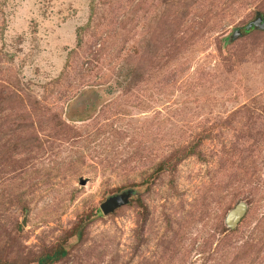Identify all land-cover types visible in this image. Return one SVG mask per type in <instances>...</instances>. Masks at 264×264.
Here are the masks:
<instances>
[{
	"label": "rangeland",
	"instance_id": "obj_1",
	"mask_svg": "<svg viewBox=\"0 0 264 264\" xmlns=\"http://www.w3.org/2000/svg\"><path fill=\"white\" fill-rule=\"evenodd\" d=\"M258 13L0 0V260L63 245L57 264H264V32L233 38Z\"/></svg>",
	"mask_w": 264,
	"mask_h": 264
},
{
	"label": "water",
	"instance_id": "obj_2",
	"mask_svg": "<svg viewBox=\"0 0 264 264\" xmlns=\"http://www.w3.org/2000/svg\"><path fill=\"white\" fill-rule=\"evenodd\" d=\"M251 29H257L264 31V17L258 13L256 19L251 22L243 31L236 32L233 36L234 39L241 37L245 32L250 31ZM136 194L134 189H129L124 191L121 194H117L109 197L102 205V213L106 216L116 213L117 210L128 206L131 203V199ZM247 211V205L245 203H240L234 210H232L228 217L227 223L231 228H235L239 222L243 219ZM25 225V222L23 223Z\"/></svg>",
	"mask_w": 264,
	"mask_h": 264
},
{
	"label": "trees",
	"instance_id": "obj_3",
	"mask_svg": "<svg viewBox=\"0 0 264 264\" xmlns=\"http://www.w3.org/2000/svg\"><path fill=\"white\" fill-rule=\"evenodd\" d=\"M253 31H260V30L251 29L250 31L245 32L244 35H248ZM262 32H264V31H262ZM193 155L198 156V153H197L195 148H191L189 151H187V153L183 157H181V159H178V161L180 162L181 160L185 159V157L193 156ZM178 161H176V162H178ZM171 162H173V161H170L168 159H165L164 161H162V163L157 167V170L155 171L156 175L163 172V171L169 170L170 166H171ZM173 164H175V163H173ZM155 173L153 175V178L155 177ZM144 183H146V182H144ZM246 214H247V212H246ZM245 217L246 216H244L243 219ZM82 228L83 227L81 225H79L78 229L75 232H73L72 234H75V236L78 235L80 237L81 231L83 230ZM18 229H21V228L18 227ZM68 256H69L68 249L63 245H60L59 247H57L55 249H49L47 247H44L42 249V251L38 255H34L31 260H32V262H37V264H57V263L61 262L62 260H64L65 258H67ZM0 264H10V262H8L7 259H1Z\"/></svg>",
	"mask_w": 264,
	"mask_h": 264
}]
</instances>
